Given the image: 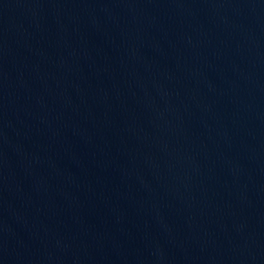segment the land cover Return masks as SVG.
Here are the masks:
<instances>
[{"label": "water", "instance_id": "water-1", "mask_svg": "<svg viewBox=\"0 0 264 264\" xmlns=\"http://www.w3.org/2000/svg\"><path fill=\"white\" fill-rule=\"evenodd\" d=\"M0 264H264V0H0Z\"/></svg>", "mask_w": 264, "mask_h": 264}]
</instances>
